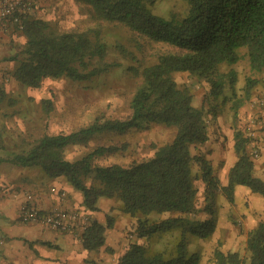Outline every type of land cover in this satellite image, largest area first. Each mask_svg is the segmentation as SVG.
<instances>
[{"label": "trees", "instance_id": "trees-1", "mask_svg": "<svg viewBox=\"0 0 264 264\" xmlns=\"http://www.w3.org/2000/svg\"><path fill=\"white\" fill-rule=\"evenodd\" d=\"M77 1L91 21L84 29L62 30L50 20L25 16V42L7 58L15 61L13 76L19 82L36 88L48 78L84 82L113 68L129 75L138 73V67L122 62L138 60L136 51L109 37L112 26L129 31L138 50L143 48V39L168 48L158 52L155 62L142 66L141 83L131 97L128 116L98 117L69 132L45 133L27 142L21 152L0 155V163L38 166L51 178H64L82 191L83 204L90 209L98 207L101 197L116 199L121 211L131 217L130 229L137 237L120 252L116 264H202L201 253L188 248L187 234L198 238L213 234L218 193L234 203L236 187L244 185L264 196V180L254 174V155L248 147H257L247 128L235 127L237 159L227 182L215 174L201 150L210 138L209 111L195 104L190 87L180 86L174 73L186 71L206 80L215 99L224 97L227 85L236 93L235 72H220L219 66L237 62L238 49L243 47L251 68L264 70V0H182V9L169 16L155 11L165 0ZM256 83L253 78L247 80L244 97L234 103L236 113L250 99ZM44 104L48 109L52 101L45 99ZM155 122L174 127L176 132L169 141L154 145L149 156L127 164L96 163L101 156L127 150V142L98 144L77 159L65 156L68 146L86 145L96 136L125 133ZM0 148L5 149L1 137ZM199 181L206 200L203 207L199 206ZM201 211L210 217L197 218ZM154 213L173 216L157 221L151 217ZM109 220L107 224L92 220L83 233L85 248L104 245L106 230L112 225ZM177 228L182 233L174 245L169 246L167 238V245L157 247ZM213 258L215 264H264V220L248 230L245 254L216 247Z\"/></svg>", "mask_w": 264, "mask_h": 264}, {"label": "rangeland", "instance_id": "rangeland-1", "mask_svg": "<svg viewBox=\"0 0 264 264\" xmlns=\"http://www.w3.org/2000/svg\"><path fill=\"white\" fill-rule=\"evenodd\" d=\"M34 3L35 7L31 12H35L36 17L50 20L62 30L84 29L91 24L85 7L77 0H34ZM182 7V0H165L157 4L155 11L169 16L172 12L181 10ZM108 35L111 39L120 40L136 51L138 60H122V62L124 65H135L139 72H141L142 66L157 60L159 51L168 48L165 44L143 39V48L138 50L134 36L121 27L112 26ZM21 45L18 46V49ZM13 50L15 51V49ZM238 51L240 58L237 62L222 63L219 66L220 72L227 73L230 70L235 72L234 89L236 93L234 94L230 86L227 85L223 91L224 97L215 99L210 93L211 85L206 80H200L186 71L174 73L180 86L190 87L194 94L195 104L203 105L209 111L210 138L201 150L206 152L207 157L211 160L215 174L225 182L228 179V162L232 163V159L236 157L234 147H230L231 139L235 140V127L246 131L253 121L264 120V106L256 104L253 109L251 105L255 99L264 98V70L257 71L251 68L246 48H239ZM9 56L11 55L8 54L5 58ZM14 66L16 67V64ZM15 67H6L0 70V88L3 89L1 95L3 99L0 101V137L5 145V149L0 148V155L3 156L21 152L27 142H31L33 138L45 133L69 132L91 123L98 117L123 118L128 116L131 112V97L141 83L139 72L129 75L123 69L113 68L111 71L84 82L66 77L48 78L40 87L35 88L24 85L13 76ZM249 78L255 79L257 83L252 89L250 99H246L236 113L234 103L238 97H244V87ZM45 99L52 101L49 110L44 104ZM175 132L174 127L155 122L125 133L96 136L86 145L68 146L65 156L69 159H77L98 144L127 142L129 145L127 150L104 155L96 160L98 164L114 162L127 164L151 155L155 148L154 145L169 141ZM255 142L259 155L254 157V174L264 180V140L258 142L255 136ZM255 149L252 145L248 147V151L250 150L252 153ZM38 170L41 173L42 169H39L38 166L28 168L2 162L0 163V182L4 181L5 183V181L28 171L37 173ZM198 185L200 186L199 206L203 207L206 203L203 184L199 181ZM241 187L245 186H238L235 190L234 203H231L223 193H218L216 196L215 206H213L217 221L215 230L210 237L198 238L191 236L190 233L187 234L188 248L201 253L202 264H215L213 253L216 247H220L224 252L239 251L245 254L249 214L246 212L248 206L246 192L237 191ZM109 214L111 216H106L108 222L115 213L109 212ZM125 215L128 216L130 222L131 217L126 213ZM169 216L173 215L169 213L151 215L157 221ZM196 217L208 218L210 214L201 211ZM116 222L121 223L120 220ZM114 223L106 231V243L115 247V251L118 252L125 242V232L127 233V244L136 240L137 237L131 230L132 228L130 229L131 223L128 225V231L119 225L115 228ZM181 233V228L175 229L173 236L167 235L163 239V243L158 244L157 247L167 245V238L169 246L174 245L180 239ZM6 252L3 245H0V264H29L22 259H18L17 262L13 259L12 254Z\"/></svg>", "mask_w": 264, "mask_h": 264}, {"label": "crops", "instance_id": "crops-1", "mask_svg": "<svg viewBox=\"0 0 264 264\" xmlns=\"http://www.w3.org/2000/svg\"><path fill=\"white\" fill-rule=\"evenodd\" d=\"M28 15L35 16V12ZM25 39L22 31H4L0 28V70L6 67H15V61L9 60L5 56L16 52L18 46L23 44ZM256 138L258 142L264 140V122L258 130ZM230 147H234L233 138ZM236 157L232 159V163L228 162L227 172L235 163ZM30 172L11 178L5 183L4 181L0 182V235L5 239L0 245H3L4 251L8 250L6 253L12 254L13 259L17 262L18 259H22L29 264H116L120 252L127 245L126 232L125 242L118 252L115 251V247L107 244L106 240L100 248L91 250L83 246V232H63L51 229L41 221L26 222L20 218V206L27 198V193H31L35 204L44 211L55 206L74 208L88 213L92 220H97L102 224H107L106 216H111L109 212H114V217L110 218L112 223H116H114V227L119 225L128 231V225L132 220L130 219L129 222L128 216L121 211L116 199L101 197L97 202L98 207L90 209L83 204L82 191L76 189L64 178H51L43 170L41 173L39 170L37 173ZM238 190L246 192V201L248 202L246 212L249 214V225L247 226L250 229L259 221L264 220V196L253 192L248 186ZM9 209L12 211H8ZM118 220H120V224L116 222Z\"/></svg>", "mask_w": 264, "mask_h": 264}, {"label": "built area", "instance_id": "built-area-1", "mask_svg": "<svg viewBox=\"0 0 264 264\" xmlns=\"http://www.w3.org/2000/svg\"><path fill=\"white\" fill-rule=\"evenodd\" d=\"M34 0H0V28L4 31H23L24 18L34 9ZM259 104L264 106V98L252 101V108ZM264 120L253 121L248 131L254 139L260 130ZM254 157L259 155L257 149L253 152ZM20 218L23 221L43 222L51 229L79 233L83 232L92 223L91 216L74 208L55 206L49 210H41L35 204L33 195L27 193V198L20 206ZM4 237L0 235V243L4 242Z\"/></svg>", "mask_w": 264, "mask_h": 264}]
</instances>
